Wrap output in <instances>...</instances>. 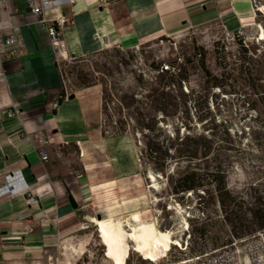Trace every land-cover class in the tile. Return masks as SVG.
Segmentation results:
<instances>
[{
  "label": "crops",
  "instance_id": "crops-1",
  "mask_svg": "<svg viewBox=\"0 0 264 264\" xmlns=\"http://www.w3.org/2000/svg\"><path fill=\"white\" fill-rule=\"evenodd\" d=\"M73 1L44 11L48 20L67 18L58 52H53L47 32L51 23L40 24L26 0L0 4V68L5 74L0 82V186L7 174L19 170L36 198L31 203L23 194L0 198V264L46 263L56 246L77 235L86 217L135 212L143 216L148 211L149 195L134 142L103 133V84L76 85L63 98L68 88L65 64L103 50H134L213 24L225 33L260 30L255 7L264 4L120 0L101 7L98 0ZM11 35L17 45L6 44ZM13 106L20 119L7 116ZM40 140L49 142L46 163L39 159Z\"/></svg>",
  "mask_w": 264,
  "mask_h": 264
},
{
  "label": "rangeland",
  "instance_id": "rangeland-1",
  "mask_svg": "<svg viewBox=\"0 0 264 264\" xmlns=\"http://www.w3.org/2000/svg\"><path fill=\"white\" fill-rule=\"evenodd\" d=\"M259 13V16L264 17V13ZM248 34L247 43L258 48L254 58L264 65V41L258 39V28L254 27ZM165 38L130 51L111 49L88 58L72 60L63 66L68 87L72 89L76 86L78 75L90 81L100 80L107 91L104 97L105 135L124 137L134 142L139 157L143 138L134 131L135 125L129 120L130 115H134L133 109H125L121 105L123 95L114 94L113 89L111 91L114 84L140 102L138 106L147 114L146 120L153 118L155 134L159 135L160 140L176 132L181 137L189 133L213 134L221 140L228 139L229 132L236 147L229 152L231 165L226 181L232 194L243 200V212L248 214L246 207L264 203V138L260 129L264 121V108L255 101L257 96L248 89L235 84L214 87L213 81L207 80L197 55L205 52L206 67L213 75L220 76L223 66L216 61L215 46L219 42V48H224V51L220 49L221 57H227V62L237 66L238 43L217 24H213L210 29H191L180 36ZM165 66L170 68L166 79L173 76L176 80L175 85L170 87L165 85L167 80L163 79L165 76L161 73V68H167ZM227 71L230 72L229 69ZM139 74L143 75L144 84L137 82ZM262 78L261 83L264 85ZM260 113L261 116H258ZM141 163L149 205L147 213L140 217L143 220L156 218L158 228L174 232L182 248L173 245L168 253L165 251L169 249L164 248L156 252H144L133 250L131 245H120L109 230L100 229L99 221L104 220V214L100 216L99 213L95 218L83 219L77 235L69 242L56 246L55 255L44 264H152L151 261H183L230 246L235 241L252 240L260 232L230 239V224L224 220L225 214L214 195L204 194V189L175 194L171 183L176 181L177 173L189 169L186 163H180L177 166L179 171L171 173L176 165L172 161L169 164L170 175L169 172L168 175L159 174L146 162ZM150 173L157 177L155 189L151 188L154 183L148 179Z\"/></svg>",
  "mask_w": 264,
  "mask_h": 264
},
{
  "label": "trees",
  "instance_id": "trees-1",
  "mask_svg": "<svg viewBox=\"0 0 264 264\" xmlns=\"http://www.w3.org/2000/svg\"><path fill=\"white\" fill-rule=\"evenodd\" d=\"M264 17L259 19V23L264 28ZM166 39L165 37L161 40ZM238 43V57L237 66L234 63L227 62V57L222 58L224 48H219L220 43L215 46L216 61L220 66H223V72L220 76L213 75L205 63L206 53H198L199 63L203 69L208 81H213L214 87H225L226 85L235 84L239 88L248 89L253 95L257 96L255 101L262 104L264 108V85L261 83L264 77V65H262L257 58H254L258 51L257 46L244 43L241 38H234ZM107 50H103L104 52ZM99 52V53H101ZM250 53H252L250 55ZM98 54V53H97ZM95 55V54H94ZM93 56V55H92ZM236 57V56H234ZM236 59V58H235ZM223 61V64L221 63ZM167 67V66H165ZM227 69L230 70L228 73ZM170 71V68H161L162 76H165ZM237 75H233V73ZM64 75V73H63ZM166 79V76L163 77ZM139 84H144L143 75L139 74L136 77ZM165 81L166 86L175 85L176 80L173 76L168 77ZM100 80H88L82 75H78L77 87H86L92 83ZM101 82V81H100ZM102 83V82H101ZM103 84V83H102ZM114 94L123 95L121 98V105L135 115H130L129 120L134 123V131L139 133L142 148L140 150V160L150 165L153 171L169 175L174 173L180 163H186L188 170L177 173L176 181H172L171 187L175 194L198 191L204 189V194L214 195V199L219 204L221 210L224 212V220L230 224V239L241 238L251 232L264 230V203L255 204L251 207H246L248 214L243 211L245 203L241 198L232 194L227 185L228 170L231 165V155L229 152L235 149V144L229 132L228 139H219L213 134H187L181 137L179 132L175 135L167 136L160 140L159 135L155 134V124L153 118H148L147 114L138 105L135 97L125 94L124 90L116 88V84L111 88ZM105 93H107L103 85V114L105 116ZM116 96V95H115ZM64 98V94L62 95ZM61 97V99H63ZM60 104V103H59ZM162 111V110H161ZM165 113L164 111H162ZM261 116V113L258 115ZM262 134L264 138V121L261 124ZM103 133L104 126H103ZM115 136H121L115 134ZM231 153V152H230ZM176 162L172 171L169 168L171 162ZM171 171V173H170ZM203 173V174H202ZM206 178L205 180L202 178ZM201 199V198H200ZM248 215V216H247ZM231 243V242H230Z\"/></svg>",
  "mask_w": 264,
  "mask_h": 264
},
{
  "label": "built area",
  "instance_id": "built-area-1",
  "mask_svg": "<svg viewBox=\"0 0 264 264\" xmlns=\"http://www.w3.org/2000/svg\"><path fill=\"white\" fill-rule=\"evenodd\" d=\"M6 0H0V4H3ZM120 0H98V5L101 7H108L112 3ZM73 0H26V4L31 13L37 18L40 24L51 23L47 27L48 36L51 42V48L53 52H58L63 47V32L67 22L66 17H60L48 20L44 16L46 9L59 7L63 5H72ZM226 35L234 38L243 39L244 43H247L249 34L244 28L236 30V32H226ZM7 45H17L18 40L16 36L11 35L6 39ZM5 81V74L0 68V82ZM65 98L68 93L72 91L71 88H65ZM59 107V102L54 103V108ZM9 118H19V109L13 106V109L7 112ZM41 151L40 161L46 163L50 159V152L48 149L49 142L40 140ZM23 194L27 197L29 203L36 201L35 196L32 194L31 188L25 185V181L21 172L18 170L13 173H9L5 176L3 184L0 186V198L13 195ZM152 264H264V230L258 232V234L252 240H239L232 243L230 246L219 248L211 253L199 254L183 261H167L165 263H153Z\"/></svg>",
  "mask_w": 264,
  "mask_h": 264
},
{
  "label": "bare ground",
  "instance_id": "bare-ground-1",
  "mask_svg": "<svg viewBox=\"0 0 264 264\" xmlns=\"http://www.w3.org/2000/svg\"><path fill=\"white\" fill-rule=\"evenodd\" d=\"M255 8L258 12L264 13V4ZM259 28L258 39L264 41V28L262 25ZM156 178L152 173L148 176V179L154 183L151 186L153 189L156 187ZM141 217L136 212L124 217H109L99 221V226L101 230H109L114 235L117 243L120 245H131L133 250L156 252L161 248L169 249L173 245L182 248L183 245L174 232L170 230L162 231L158 228L156 218L143 220ZM169 251L170 249L165 252L168 253ZM151 262L155 263L156 261Z\"/></svg>",
  "mask_w": 264,
  "mask_h": 264
},
{
  "label": "water",
  "instance_id": "water-1",
  "mask_svg": "<svg viewBox=\"0 0 264 264\" xmlns=\"http://www.w3.org/2000/svg\"><path fill=\"white\" fill-rule=\"evenodd\" d=\"M70 99H73V96L70 97ZM70 203L72 205L73 208H77V204L75 202V200L73 199L72 196L69 197Z\"/></svg>",
  "mask_w": 264,
  "mask_h": 264
}]
</instances>
